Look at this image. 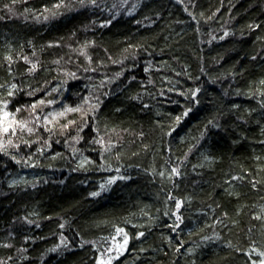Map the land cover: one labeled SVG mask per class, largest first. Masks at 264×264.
Returning <instances> with one entry per match:
<instances>
[{
    "label": "trees",
    "instance_id": "obj_1",
    "mask_svg": "<svg viewBox=\"0 0 264 264\" xmlns=\"http://www.w3.org/2000/svg\"><path fill=\"white\" fill-rule=\"evenodd\" d=\"M4 116L0 264L264 261V0H0Z\"/></svg>",
    "mask_w": 264,
    "mask_h": 264
},
{
    "label": "rangeland",
    "instance_id": "obj_2",
    "mask_svg": "<svg viewBox=\"0 0 264 264\" xmlns=\"http://www.w3.org/2000/svg\"><path fill=\"white\" fill-rule=\"evenodd\" d=\"M4 117H0V125L3 123ZM1 128L0 131H2ZM128 239L123 236L122 233L115 235L109 242L108 245L101 252L99 264H110L115 258H117L125 249ZM264 261L260 262L263 264Z\"/></svg>",
    "mask_w": 264,
    "mask_h": 264
}]
</instances>
